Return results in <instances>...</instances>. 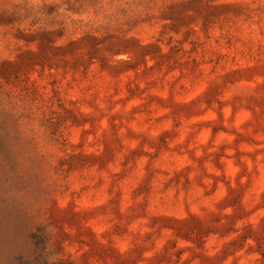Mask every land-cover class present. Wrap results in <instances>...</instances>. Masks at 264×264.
Segmentation results:
<instances>
[{
    "label": "rangeland",
    "instance_id": "rangeland-1",
    "mask_svg": "<svg viewBox=\"0 0 264 264\" xmlns=\"http://www.w3.org/2000/svg\"><path fill=\"white\" fill-rule=\"evenodd\" d=\"M0 264H264V0H0Z\"/></svg>",
    "mask_w": 264,
    "mask_h": 264
}]
</instances>
